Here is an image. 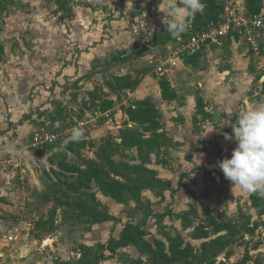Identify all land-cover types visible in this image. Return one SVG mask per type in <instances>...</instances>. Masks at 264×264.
I'll return each mask as SVG.
<instances>
[{
	"label": "rangeland",
	"instance_id": "obj_1",
	"mask_svg": "<svg viewBox=\"0 0 264 264\" xmlns=\"http://www.w3.org/2000/svg\"><path fill=\"white\" fill-rule=\"evenodd\" d=\"M158 3L150 0L136 19V9L125 11L122 0H0V246L18 228L15 236L43 246L45 264H154L142 239L168 253L177 244L198 250L209 238L231 237L212 264H264V198L233 194L217 164L236 146L224 138L231 126L203 136L209 116L194 76L203 50L172 73L155 72L153 60L173 44ZM246 3L264 15V0ZM239 45L252 66L264 57V48L255 56ZM217 64L228 63L221 57ZM124 76L118 87L115 78ZM161 78L171 96L162 92ZM144 99L156 109L157 130L144 128L150 122L136 125L126 112ZM44 120L64 138L35 149L31 137ZM75 127L84 130L79 142L70 140ZM125 128H137L160 147L121 145ZM100 147L118 162L153 171L158 182L139 196L135 191V198L124 190L110 196L86 172L88 160L104 164ZM42 157L47 167L38 164ZM190 207L198 219L182 216ZM209 216L222 229L192 237ZM126 224L144 234L108 249ZM188 260L160 264H210Z\"/></svg>",
	"mask_w": 264,
	"mask_h": 264
},
{
	"label": "trees",
	"instance_id": "obj_2",
	"mask_svg": "<svg viewBox=\"0 0 264 264\" xmlns=\"http://www.w3.org/2000/svg\"><path fill=\"white\" fill-rule=\"evenodd\" d=\"M204 10L200 14L194 16V18H190V24H192L196 29L206 26L210 21L215 20L219 11V6H217L214 0H204ZM250 8V7H249ZM253 14L258 15L259 10L253 11L251 8L249 9ZM197 56V54H193L187 56L185 61H189L192 58ZM127 77H117L115 81L117 82V86L121 87L125 84V79ZM160 88L162 92L168 93L172 91L170 89L169 82L166 78H161L159 81ZM134 85V84H133ZM131 86V85H127ZM115 88V87H114ZM116 89V88H115ZM171 96V95H170ZM169 98V96H167ZM110 105L111 103L108 102ZM127 114L129 115L130 120L136 123L138 126H143L144 123L150 122V126L144 127L145 129H158L160 126L155 120L156 117L153 115L156 114V109L154 108L152 102L148 99H144L141 101H137L136 109L127 108ZM160 128V127H159ZM155 130V131H156ZM160 134V133H157ZM155 134V135H157ZM162 137V136H161ZM121 145L125 147H136L141 148L143 145L147 147L150 151V148L155 145L157 149L160 147L158 143H151L149 139H147L137 128L130 129L125 128L121 131ZM111 144V142H110ZM112 145L117 146L112 143ZM112 153V152H111ZM98 157L104 158V164L98 163L94 160H88L86 172L95 181L101 183L103 185L104 191H107L108 194L112 197H119V191H125L132 197H136L135 191L142 189L145 185L154 186V181L158 182L156 176L153 171L148 170L142 166H129L128 164L121 163L112 158L111 154L108 152V148L100 147L98 149ZM134 174L135 177L131 175ZM121 178V180H117L115 178ZM140 191L137 192V196H139ZM196 210L193 207H190L187 211L182 213L184 218L189 217L190 219H198L196 216ZM104 220L110 219L109 217L102 218ZM101 219V220H102ZM100 220V219H99ZM207 228H212L217 231V229H222V224H219L213 216H209L202 221H199L192 230V237L194 238H206L208 236ZM144 234V231L138 225L126 224L121 230V234L118 240L113 241L114 244L111 246V241L108 242L107 248L112 250L115 247H119L130 242H133L136 236V240L138 236ZM233 235V234H232ZM231 239L226 238L221 241V238H209L207 241L203 242L198 250L192 249V247L188 244L184 248H180V245H176L177 248L172 249L170 247L169 252L167 253L164 248L160 247V244L156 247H151L149 243L145 240H141L144 249L146 252L150 253L151 260H153L154 264H160L162 259H167V261L174 262L176 260H188L191 261L189 263H210L212 264L215 258L226 248V243ZM157 244V242H156ZM157 261V262H156Z\"/></svg>",
	"mask_w": 264,
	"mask_h": 264
},
{
	"label": "crops",
	"instance_id": "obj_3",
	"mask_svg": "<svg viewBox=\"0 0 264 264\" xmlns=\"http://www.w3.org/2000/svg\"><path fill=\"white\" fill-rule=\"evenodd\" d=\"M122 1L125 11L136 9L137 19L141 16L137 15V11L145 9L150 0ZM215 4L218 6V2ZM237 42L236 37H231L222 45L202 46L196 53L203 50L204 54L201 65L196 69L195 75L193 74L201 86V96L209 116L203 126L204 132L208 128H214V134H223L220 127L231 126L233 119L238 118L241 111L264 104V57L256 66H252L245 49L239 48V43H242ZM224 44L226 46L222 48ZM221 57L228 64H217ZM191 103L192 101L189 105ZM189 121L185 119L186 124ZM226 133L233 135L232 127ZM42 248L37 241L18 234L14 235L12 242L2 244L0 252H4L5 259L8 258V264H45Z\"/></svg>",
	"mask_w": 264,
	"mask_h": 264
},
{
	"label": "clouds",
	"instance_id": "obj_4",
	"mask_svg": "<svg viewBox=\"0 0 264 264\" xmlns=\"http://www.w3.org/2000/svg\"><path fill=\"white\" fill-rule=\"evenodd\" d=\"M202 0H159L156 8L163 13L162 22L166 23L168 33L176 40L190 28V18L203 12ZM233 135L224 133L226 140H234L236 146L230 157L217 162L225 179L231 182V190L245 194H257L264 198V104L254 105L241 111L236 123L231 125ZM214 128L205 130L204 135ZM84 130L75 127L70 140L79 142ZM37 160V159H36ZM38 164L48 166L46 157L37 160Z\"/></svg>",
	"mask_w": 264,
	"mask_h": 264
},
{
	"label": "built area",
	"instance_id": "obj_5",
	"mask_svg": "<svg viewBox=\"0 0 264 264\" xmlns=\"http://www.w3.org/2000/svg\"><path fill=\"white\" fill-rule=\"evenodd\" d=\"M218 6L215 20L198 29L190 24L181 39L173 38L172 46L164 51L160 59L153 60L156 74H169L178 68L187 56L197 53L202 46L221 45L231 37H236L239 42L245 44L253 55L258 56L261 53L264 48V15L253 14L246 0H219ZM63 138L52 121L44 120L33 132L31 143L35 149H49ZM17 232L18 228H15L4 243L12 242ZM4 256V252H0V258Z\"/></svg>",
	"mask_w": 264,
	"mask_h": 264
}]
</instances>
